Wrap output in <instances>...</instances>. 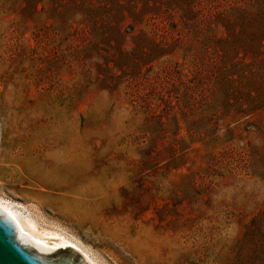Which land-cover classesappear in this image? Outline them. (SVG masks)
<instances>
[{"label":"rangeland","instance_id":"374dc122","mask_svg":"<svg viewBox=\"0 0 264 264\" xmlns=\"http://www.w3.org/2000/svg\"><path fill=\"white\" fill-rule=\"evenodd\" d=\"M0 196L100 264H264V0H0Z\"/></svg>","mask_w":264,"mask_h":264},{"label":"water","instance_id":"95a60500","mask_svg":"<svg viewBox=\"0 0 264 264\" xmlns=\"http://www.w3.org/2000/svg\"><path fill=\"white\" fill-rule=\"evenodd\" d=\"M0 264H90L71 244L33 242L16 228L0 205Z\"/></svg>","mask_w":264,"mask_h":264},{"label":"bare ground","instance_id":"6f19581e","mask_svg":"<svg viewBox=\"0 0 264 264\" xmlns=\"http://www.w3.org/2000/svg\"><path fill=\"white\" fill-rule=\"evenodd\" d=\"M1 103V105H10L8 100L2 101ZM0 205L14 223L15 228L33 242H47L56 245L68 243L73 245L90 264H100L90 254L89 250L84 248L72 235L70 236L65 231L56 230L53 227L48 228L46 225L39 224V220L37 221L38 218L36 219L25 205L1 196Z\"/></svg>","mask_w":264,"mask_h":264}]
</instances>
